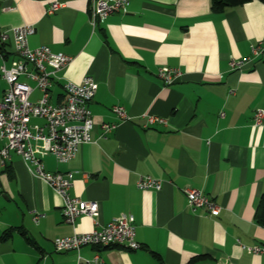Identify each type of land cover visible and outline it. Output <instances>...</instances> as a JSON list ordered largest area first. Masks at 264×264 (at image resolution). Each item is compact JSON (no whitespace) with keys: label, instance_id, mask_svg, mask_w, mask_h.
<instances>
[{"label":"crops","instance_id":"obj_1","mask_svg":"<svg viewBox=\"0 0 264 264\" xmlns=\"http://www.w3.org/2000/svg\"><path fill=\"white\" fill-rule=\"evenodd\" d=\"M55 2L62 7L48 14ZM19 25L34 27L31 49L71 58L52 85L51 103L62 101L65 81L89 76L97 85L89 104L93 143L65 164L33 145L47 172L74 174L70 196L96 202L99 216L97 226L85 216L66 224L62 200L11 153L0 165V237L11 231L0 240V264H77L76 253L55 252L53 240L122 215L133 216L141 248L88 246L79 251L83 260L99 253L104 264H188L204 255L211 259L200 264H264V254L250 250L264 247V228L254 221L264 193V120L253 126L254 112L264 110V53L241 71L228 65L264 39V0L221 14L211 12L210 0H129L127 14L94 26L90 0H0L6 66L17 58L9 30ZM163 67L179 69L181 78L165 86L157 76ZM6 89L0 77V100ZM114 107L129 119L120 120ZM147 115L165 124L146 126ZM102 125L115 129L102 135ZM142 176L161 181V190H139ZM188 188L211 198L220 214L190 211ZM34 214L42 216L36 223Z\"/></svg>","mask_w":264,"mask_h":264},{"label":"built area","instance_id":"obj_2","mask_svg":"<svg viewBox=\"0 0 264 264\" xmlns=\"http://www.w3.org/2000/svg\"><path fill=\"white\" fill-rule=\"evenodd\" d=\"M128 6L129 0H90V24L94 26L95 21L103 22L113 14L125 15ZM61 7L57 2L52 3L48 14ZM9 32L17 58L6 66L2 45L8 40V34L0 33V77L7 85L0 100V140L3 142L0 148V165L9 159L11 153L16 154L26 165L28 173L47 185L62 200L61 212L66 224L73 226L77 218L85 216L97 226L98 204L71 197L69 190L74 174L47 172L38 147L33 145L40 142L44 153L52 155L58 163L65 164L76 156L81 145L93 143L94 122L89 104L96 94L97 85L89 76L84 77L79 84L65 81L61 84L62 101L51 103L52 85L60 80L57 74L69 64L71 58L62 53H53L46 46L31 49L28 38L35 32L31 25L15 26ZM263 53L264 39L251 46L249 56L237 60L230 58V71H241ZM157 76L165 86H171L181 78L182 73L179 69L163 67L158 70ZM35 91L39 92L40 97L32 101L31 96ZM113 112L120 120L129 119L120 107H114ZM223 115L221 113L220 117ZM144 118L146 126L165 124L162 118L150 115ZM32 119L41 120L42 124H33ZM263 120L264 110L257 109L253 115V126H261ZM101 129L102 135H105L114 130L115 126L102 125ZM136 187L141 191H160L162 183L150 176H142L138 178ZM183 193L190 211L203 209L211 217L220 214L221 207L202 192L188 188ZM40 217L42 216L34 214L33 221L36 223ZM52 245L57 253H76L77 264H104L99 253L89 260H83L79 251L84 247L125 251H137L141 248L135 240L132 215H122L89 233L56 238ZM250 250L253 254H264V247L253 246Z\"/></svg>","mask_w":264,"mask_h":264},{"label":"trees","instance_id":"obj_3","mask_svg":"<svg viewBox=\"0 0 264 264\" xmlns=\"http://www.w3.org/2000/svg\"><path fill=\"white\" fill-rule=\"evenodd\" d=\"M253 0H210V10L214 14H221L227 9L236 8L249 3ZM254 221L257 225L264 228V193L260 195L254 215ZM11 236V231L3 234L0 237L1 241L6 240ZM153 255V254H152ZM155 256V254L153 255ZM208 256H197L190 260L188 264H200L210 260Z\"/></svg>","mask_w":264,"mask_h":264},{"label":"rangeland","instance_id":"obj_4","mask_svg":"<svg viewBox=\"0 0 264 264\" xmlns=\"http://www.w3.org/2000/svg\"><path fill=\"white\" fill-rule=\"evenodd\" d=\"M34 99H36V95H35V97H32V100H34ZM40 121L41 120H38V119H32L31 123L36 124V123H39Z\"/></svg>","mask_w":264,"mask_h":264}]
</instances>
